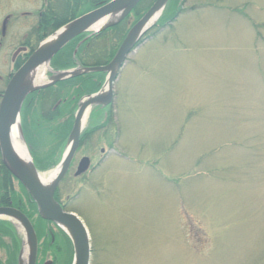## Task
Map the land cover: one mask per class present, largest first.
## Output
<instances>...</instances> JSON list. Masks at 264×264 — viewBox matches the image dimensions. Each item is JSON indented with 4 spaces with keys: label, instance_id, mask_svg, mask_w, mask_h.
I'll list each match as a JSON object with an SVG mask.
<instances>
[{
    "label": "rangeland",
    "instance_id": "obj_1",
    "mask_svg": "<svg viewBox=\"0 0 264 264\" xmlns=\"http://www.w3.org/2000/svg\"><path fill=\"white\" fill-rule=\"evenodd\" d=\"M34 1L13 4L32 12ZM169 1L119 69L108 114L95 119L92 108L85 118L81 135L107 116L103 128L80 135L55 193L87 229L89 264H264V0H173L169 11L175 2L178 15L154 34ZM20 24L19 34L32 26ZM43 66L35 87L68 71ZM70 107L48 104L45 116L38 108L20 125L32 163L53 149ZM66 144L39 174L58 167ZM84 158L88 167L75 177ZM19 184L13 181L15 191ZM0 222L20 238L25 262L22 228ZM54 236L55 246L42 245L44 236L40 248L37 241L36 264L72 263L73 248L67 263L68 245ZM11 252L0 232V264Z\"/></svg>",
    "mask_w": 264,
    "mask_h": 264
},
{
    "label": "water",
    "instance_id": "obj_2",
    "mask_svg": "<svg viewBox=\"0 0 264 264\" xmlns=\"http://www.w3.org/2000/svg\"><path fill=\"white\" fill-rule=\"evenodd\" d=\"M140 0H110L96 9L68 22L51 36L47 37L30 54L25 63L15 72L9 81L0 101V155L5 168L23 186L35 203L39 217L59 227L69 238L73 248L71 264H89L90 244L87 229L83 222L72 212L65 211L54 199L57 186L67 173L74 154L78 148L80 135L85 118L92 108L108 106L113 99V85L119 69L133 48L156 22L155 18L161 13L169 0H156L149 10L130 28L114 57L104 66L80 68L54 72L49 81L38 87L29 83L30 74L37 68L49 64L53 57L76 37L89 33L91 35L113 27L125 19ZM155 20V21H154ZM99 27L97 30L95 28ZM80 44L74 51V55ZM105 73L106 79L101 89L86 96L78 103L72 129L67 138L66 151L58 165V173L53 182L43 185L38 178L35 166L22 163L11 146L10 132L18 121L21 103L27 95L35 90L51 87L54 84L87 73ZM31 159V158H30ZM89 160L84 158L78 164L74 173L78 177L88 167ZM0 220L18 223L24 232L27 247V258L22 260L24 250L19 252L18 264H36L37 239L34 229L19 210L11 207H0ZM24 249V247L22 248Z\"/></svg>",
    "mask_w": 264,
    "mask_h": 264
},
{
    "label": "trees",
    "instance_id": "obj_3",
    "mask_svg": "<svg viewBox=\"0 0 264 264\" xmlns=\"http://www.w3.org/2000/svg\"><path fill=\"white\" fill-rule=\"evenodd\" d=\"M109 1L110 0H77L76 5L73 8L74 10L70 14L63 11L60 13L62 17L57 22H45V27L48 26V29L46 28L44 36L41 37V39H39L38 41L43 40L46 36L53 33L56 28L80 17L81 15L89 11L96 9L103 4H106ZM154 1L155 0H140L137 6L128 14V16L117 25L94 35L83 34L76 37L53 57L50 62L51 67L54 70H69L73 68L75 69L77 67L88 68L106 65L114 57L117 49L119 48L130 28L141 18V16L147 11V9L154 3ZM172 1L173 0H170L165 8L164 12L165 14L167 13V15L164 14L161 22H159L153 28L154 34L158 32V28L163 26V23L168 21L171 16L176 17L178 15L177 13L179 12V9H176L175 2L172 3V11H169V4ZM82 6H86L87 8L84 11H79ZM66 14L67 17H65ZM130 18H132L133 21L130 25H128ZM79 44L80 46L78 47L76 54L74 55V50ZM35 48L36 46L32 50H34ZM104 80V73H87L74 78L60 81L51 88H47L30 94V96L28 97V103L30 107L25 114L26 116H24L22 119L23 125L31 122V118L35 116L34 111H36L39 107L37 99H39V101L45 106H48V104L52 105L53 103L57 104L58 102L61 104L63 103L66 106H71L69 111H67L69 113L68 121H63L59 125V131L56 134H53V136L55 137V139H52L53 149L50 150L48 154H39L41 158L37 160H34L33 157V164L37 171L45 170L50 165L56 163L60 158L63 146L72 127L71 113L74 111L79 98L98 92L101 89ZM104 108H95L92 117L97 113L98 115L95 117V119H102V115L104 113L108 114V111H106ZM55 112H50L49 114L54 115ZM106 117H104L105 120L101 124L94 121L95 125H90L91 127L87 128L81 135L82 140L87 139V137L93 131L103 128L106 123ZM28 119L30 120L28 121ZM36 145L39 146V143H35V146ZM14 180L15 179L4 167L0 159V206H11L21 211L34 226L39 245L42 241L41 237L44 236L45 239L42 245L44 244L47 247H51L53 245L55 246L54 231H56L68 245V263L72 257V247L70 240L68 239L66 234L57 226L53 225L50 222L42 220L38 216L35 204L32 202L31 198L25 192L23 187L19 184L20 190H14ZM54 199L58 203H60L57 192L54 194ZM62 207L66 210V207L64 205H62ZM38 223L41 224V227H39ZM40 231L43 233V235L40 234ZM0 232H4L7 236L10 237L12 241V252L9 254L10 257L7 261L8 264H18V255L21 248V240H19L20 238L17 237L15 231L8 222H0ZM42 245H40L39 248Z\"/></svg>",
    "mask_w": 264,
    "mask_h": 264
},
{
    "label": "flooded vegetation",
    "instance_id": "obj_4",
    "mask_svg": "<svg viewBox=\"0 0 264 264\" xmlns=\"http://www.w3.org/2000/svg\"><path fill=\"white\" fill-rule=\"evenodd\" d=\"M19 1L24 0H0V74H2L0 75V101L9 81L15 72L24 64L29 54L33 51L32 49L39 44L38 40L44 36L46 28L48 29V26L45 27V22H57L62 17L60 13L63 11L70 14L74 10L73 8L77 2V0H33L38 4H36L37 6L31 12L25 11L26 9H23V7H15L13 2L19 3ZM65 17H67V14ZM30 18H32L31 21H29ZM33 18H35L34 24L32 23ZM19 22H21V27L25 24L32 26L29 29H23L22 34H19V31H14L15 25ZM32 39L34 41L36 39L38 43L33 45L31 42ZM41 90L44 89L37 91ZM29 96L30 94L23 100L17 114V123L21 125V129L23 126L22 119L26 116L25 114L30 107L28 103ZM37 102L39 104L40 114L43 117L45 116L46 106L39 99H37ZM58 104L59 102L56 105ZM40 251H42V248L39 250V253H41Z\"/></svg>",
    "mask_w": 264,
    "mask_h": 264
},
{
    "label": "bare ground",
    "instance_id": "obj_5",
    "mask_svg": "<svg viewBox=\"0 0 264 264\" xmlns=\"http://www.w3.org/2000/svg\"><path fill=\"white\" fill-rule=\"evenodd\" d=\"M99 27L95 28L94 30H97ZM45 71V66H41L34 70L28 80L29 83L36 85L40 84L43 79V72ZM10 143L13 149V152L17 156V158L24 163L27 166L31 165V159L28 155L27 148L25 147L20 133V125L16 123L12 126L11 132H10ZM58 173V168H55L53 171L45 173V174H38L39 181L47 186L53 182L56 175ZM17 227L20 229V226L17 225Z\"/></svg>",
    "mask_w": 264,
    "mask_h": 264
}]
</instances>
